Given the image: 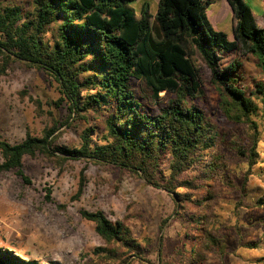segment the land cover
Here are the masks:
<instances>
[{"label": "trees", "instance_id": "obj_1", "mask_svg": "<svg viewBox=\"0 0 264 264\" xmlns=\"http://www.w3.org/2000/svg\"><path fill=\"white\" fill-rule=\"evenodd\" d=\"M136 1L0 0V79L16 64L46 72L60 94L50 105H69L65 125L74 118L88 126L80 133L81 144L72 147L57 144L60 126L53 113V125L42 137L28 131L17 144L0 138V173L15 171L31 184L24 160L38 156L116 168L171 195L175 209L160 226V264L171 219L196 234L191 238L187 232L179 264H207L212 253L220 264H229V235L217 214L223 196L218 185L236 187L226 175L232 164L225 147L232 145L247 166L239 173L240 198L246 197L261 161V109L254 97L264 95V84L257 83L256 91L250 92L240 70L252 60L264 74V27L258 28L245 0H227L234 12V40L212 26L209 1L161 0L156 14L148 5L136 13L131 6ZM197 54L220 96L215 111L206 105ZM230 55L235 58L225 65ZM36 103L43 113V103ZM84 188L82 179L75 200ZM243 204L237 201L235 209ZM249 208L264 209V195ZM81 215L95 225L104 243L94 250L99 260L149 263L150 244L141 243L125 222H113L102 210ZM234 228L243 242L241 229ZM261 242L242 246L258 249ZM0 264L37 263L0 248Z\"/></svg>", "mask_w": 264, "mask_h": 264}, {"label": "rangeland", "instance_id": "obj_2", "mask_svg": "<svg viewBox=\"0 0 264 264\" xmlns=\"http://www.w3.org/2000/svg\"><path fill=\"white\" fill-rule=\"evenodd\" d=\"M211 1L209 20L210 17L214 19L220 16L219 23L215 25L218 29L215 30L234 40L232 17L227 13L226 0ZM246 2L254 12L258 28H263L264 6L257 0ZM131 6L140 14L138 4L133 3ZM217 10H220V14ZM195 58L202 68L207 108L215 111L220 96L210 82L211 73L205 61L199 54ZM234 58V55L227 56L225 65ZM240 73L245 77L242 83L250 92L256 91L257 83L264 84V74L252 60L244 62ZM22 91H28L29 96H21ZM59 98V86L46 72L14 65L7 76L0 79V138L17 144L25 140L28 131L36 137H42L45 129L53 125L50 116L53 113L60 126L56 133L59 135L57 144L79 146L80 133L88 127L87 123L73 118L65 125L70 116L69 105H50V102L58 101ZM254 99L261 109L258 122L262 157L247 185L246 197L240 198L238 190L241 187L239 173L247 166L235 156L232 145L225 147L232 164L226 175L232 177L237 188L227 184L218 185L223 196L217 214L222 225L227 228L225 233L229 235L230 250L226 256L229 264H264V260L259 262L264 258V249L249 250L242 246L256 241L260 235H263L264 242V223L261 222L264 221V209L249 208L264 195V95H257ZM36 101L43 103V113L39 112ZM225 130L232 129L226 127ZM238 130L242 132L241 128ZM24 172L31 184L25 183L15 171L0 173V248L9 249L37 264H107V261L99 260L94 254L96 248L104 246L95 225L81 215L82 211L102 210L113 222H125L141 243L150 244L146 258L149 263L136 261L133 264H160L157 251L160 226L172 216L175 209L170 194L148 186L139 178L124 175L116 168L84 161L61 163L43 156L25 157ZM82 179L85 180L84 192L79 200H75ZM240 200L244 204L237 211L235 206ZM234 227L241 229L243 242H239V233ZM187 232L191 238L196 235L193 230H186L181 222L173 219L169 221L164 231L162 264L180 263V247ZM190 249L188 245L187 250ZM207 264H220L217 255L210 254Z\"/></svg>", "mask_w": 264, "mask_h": 264}, {"label": "crops", "instance_id": "obj_3", "mask_svg": "<svg viewBox=\"0 0 264 264\" xmlns=\"http://www.w3.org/2000/svg\"><path fill=\"white\" fill-rule=\"evenodd\" d=\"M206 1H209L210 3H211V5H210V7H209V9L212 7V1L211 0H206ZM246 1V0H245ZM262 6H264V0H257ZM160 2H161V0H137L136 2H135V4H138V8H139V13L141 14L142 13V11H143V9H144V7L145 6H149V8H150V11L153 13V14H156L157 12H158V9H159V4H160ZM225 6H226V8H227V13H228V15L229 16H231L232 17V28H233V18H234V12H233V10H232V7L230 6V4H229V2L226 0V2H225ZM209 9H208V11H209ZM225 10V7H224V9H223V11ZM213 12H215V11H213ZM218 14H220V10L218 11H216ZM223 13V12H222ZM208 14V13H207ZM209 16V15H208ZM209 18V17H208ZM221 17L219 16V17H214V19H212L211 17H210V20L212 21V26L214 27V28H216V29H218L217 28V26H215L217 23H219V19H220ZM210 21V22H211ZM262 239H263V235H260L258 238H256V241H262ZM263 241L261 242V244H260V247L258 248V249H253V250H259V251H261V250H263L264 249V246H263ZM244 248V247H243ZM250 250V249H249Z\"/></svg>", "mask_w": 264, "mask_h": 264}]
</instances>
